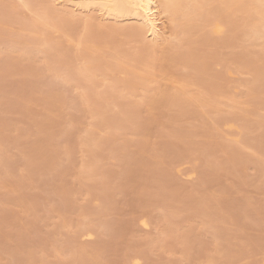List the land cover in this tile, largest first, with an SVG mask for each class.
Returning a JSON list of instances; mask_svg holds the SVG:
<instances>
[{
	"label": "rangeland",
	"instance_id": "374dc122",
	"mask_svg": "<svg viewBox=\"0 0 264 264\" xmlns=\"http://www.w3.org/2000/svg\"><path fill=\"white\" fill-rule=\"evenodd\" d=\"M47 2L0 0V264H264L263 39H199L189 58L171 37L156 50L180 48L166 65L181 80L87 11L66 34Z\"/></svg>",
	"mask_w": 264,
	"mask_h": 264
},
{
	"label": "bare ground",
	"instance_id": "6f19581e",
	"mask_svg": "<svg viewBox=\"0 0 264 264\" xmlns=\"http://www.w3.org/2000/svg\"><path fill=\"white\" fill-rule=\"evenodd\" d=\"M29 1V0H28ZM41 3H43V1L45 0H38ZM49 1L51 4V8L49 11H44V13L42 12V14L45 17L50 18L51 14L54 15L55 17V21L56 23L60 26L61 29H63V31L69 32L68 29V22L70 23L71 21V17L74 16L75 14L77 15L76 12H85L87 11L89 14L86 15L85 13V17L83 18V25L85 27H88L90 24L93 23V29L92 31H99L100 33L103 31L104 35L106 34L107 37H109L110 39L113 38L112 36L116 34V36L118 38H120V35L122 36H127L130 38H134L137 40V42H139V46H137L138 51L135 52V54H131L130 56H128V59H131L133 61H135L136 63L141 62L142 61V65H146V68H152L153 67V61L158 62L159 67H161V73L163 75V73L166 72L168 66H172V61L174 60H170V58L175 55L176 53L178 54V50L179 49L177 47L174 46H168V48H166V50H162L160 53H164L162 54V56H159V51L156 50L157 48L161 47V46H165V45H171L169 42H171L170 40L173 39L171 37L176 38V36L180 35L181 36L187 35L186 41L180 40L179 39V43L182 44L184 47V49L188 50L189 54V58L192 56L190 55V53L192 54V52H194L195 50L193 49L196 48V46L192 44L193 42H195L196 40L198 41L199 39L204 40V42L206 41H211L212 42H216L217 38L223 36V35H229L232 36V38L234 37V34H239V33H243L245 36H248L250 39H255L258 37H261L264 41V0H54V2H56V4H54L51 0H46ZM49 2H47L49 4ZM27 3V2H25ZM45 6V5H44ZM29 8V7H28ZM38 8V7H37ZM43 10V9H41ZM90 11H95L100 13L101 18L99 17L100 21H105L106 19H109L110 24H100V22L96 23V25H94V20L92 22V15L90 14ZM237 14H241L240 15V20L237 21ZM42 16V15H41ZM45 17H42V19ZM79 18V17H78ZM43 19V20H44ZM70 19V21H69ZM73 19V18H72ZM91 19V20H90ZM167 19V20H166ZM40 20V19H39ZM168 21V23L165 22ZM90 21V22H89ZM127 21V22H126ZM29 22V20H28ZM46 22V19H45ZM77 22V21H76ZM117 22H119L118 24H122L120 25V27L116 26L118 25ZM122 22H125L124 24ZM30 23V22H29ZM27 23V24H29ZM90 23V24H89ZM34 24H36L34 22ZM26 26V25H25ZM101 26L104 27V29H101ZM32 27V26H31ZM84 27V28H85ZM90 27V26H89ZM92 27V26H91ZM34 28V27H33ZM59 29V28H58ZM118 29V30H117ZM73 30V29H72ZM71 30V31H72ZM87 32V29H84ZM90 30V29H89ZM88 30V32H90ZM168 33V34H167ZM67 34V33H66ZM69 34V33H68ZM71 34V33H70ZM200 34H202L203 36H199ZM237 34V35H238ZM242 34V35H243ZM102 35V36H104ZM198 35V36H197ZM71 36V35H70ZM82 36V34H79V37ZM91 36V34H90ZM101 36V35H99ZM105 36V37H106ZM258 36V37H257ZM74 37V36H73ZM78 37V39H79ZM201 37V38H200ZM244 37V36H243ZM82 38V37H80ZM90 38V37H89ZM95 38V37H94ZM98 38V37H96ZM124 38L125 37H121ZM120 38V39H121ZM171 38V39H170ZM181 38V37H180ZM127 39V38H126ZM129 39V38H128ZM127 39V40H128ZM170 39V40H169ZM177 39V38H176ZM259 39V38H258ZM81 40V39H80ZM86 40V39H85ZM92 46L91 48L95 47L97 48H101L100 45L102 46V44H104V41L106 40H102L101 42H103L102 44H96V39L92 38ZM95 40V41H94ZM119 40V39H118ZM169 40V41H168ZM257 40V39H256ZM255 40V41H256ZM107 41V40H106ZM120 41V40H119ZM135 41V40H134ZM176 41V40H174ZM183 41V42H182ZM200 41V40H199ZM122 42V41H121ZM119 42V43H121ZM166 42H168L166 44ZM89 43V42H87ZM106 43V42H105ZM111 43V42H110ZM118 43V44H119ZM126 43V41H125ZM174 43V42H172ZM178 43V42H177ZM199 42H196L195 44H198ZM118 44H116L118 46ZM176 44V43H175ZM178 44V45H180ZM200 44V43H199ZM123 45V44H121ZM119 44V46H121ZM137 45V44H136ZM177 45V44H176ZM234 45V44H233ZM89 46V45H88ZM104 46V45H103ZM113 46V45H112ZM181 46V45H180ZM199 46V45H198ZM204 46V44H203ZM217 46V45H216ZM228 46V45H227ZM262 46V50L263 53L262 55H258L257 56V60H259V66L260 68H256L257 70L253 71V76L255 77V79H257L260 77L264 78V44L260 45ZM207 47V46H206ZM94 48V49H95ZM120 48V47H119ZM136 48V47H135ZM183 48V47H182ZM215 48V46H214ZM87 49V48H86ZM93 49V50H94ZM117 49V48H116ZM125 49V48H124ZM183 49V50H184ZM203 49V48H201ZM208 49V47H207ZM98 50V49H97ZM103 50V49H101ZM186 50V51H187ZM199 49H197L198 51ZM205 50V49H204ZM55 51V50H54ZM89 51V50H88ZM100 51V50H99ZM116 51V50H115ZM119 50H117L118 52ZM155 51H158V54L155 53ZM165 51V52H164ZM182 51V50H181ZM200 51V50H199ZM207 51V50H206ZM210 51V50H209ZM86 52V51H84ZM91 54L93 55V51H90ZM133 52V51H132ZM183 52V51H182ZM185 52V51H184ZM183 52V53H184ZM211 52V51H210ZM80 53V52H79ZM83 53V52H82ZM96 53V50H95ZM101 53V52H100ZM116 53V52H115ZM125 53V52H124ZM131 53V52H130ZM129 53V54H130ZM158 55V57L155 56V54ZM202 53V52H201ZM87 54V53H86ZM89 54V55H91ZM185 54V53H184ZM186 54V55H187ZM80 55V54H79ZM95 56L97 54H94ZM119 55V54H118ZM122 55V54H121ZM125 56H127V54H124ZM199 55V54H198ZM209 55V54H207ZM255 56V55H254ZM102 57V56H101ZM105 58V56H103ZM102 57V58H103ZM109 57V56H108ZM185 58L187 56H184ZM201 57V56H200ZM196 60L194 59L191 61V63L195 64V62L197 61V65L202 64V60L205 58ZM99 58H100V54H99ZM99 58H96V60ZM107 58V57H106ZM119 58V57H118ZM187 58V59H189ZM88 62L91 63V65H84L85 70H88L90 67L92 66L93 68H95L94 64V60L95 58L88 56ZM154 59V60H153ZM176 59V58H175ZM207 59V58H206ZM250 60V59H249ZM97 61V63H99ZM125 61V60H124ZM128 61V60H127ZM155 61V63H156ZM168 61H171L169 63H171V65H166L168 64ZM177 61V60H176ZM206 61V60H205ZM251 61V60H250ZM256 61V59H255ZM102 61H100L101 63ZM113 62V61H112ZM83 63V62H82ZM97 64L98 65H100ZM106 64L108 63V61L105 62ZM204 63V62H203ZM251 63V62H250ZM249 65L253 66V63H251ZM84 64V63H83ZM105 64V65H106ZM175 64V63H174ZM173 64V65H174ZM192 64V65H193ZM82 65V64H81ZM80 65V66H81ZM104 65V64H103ZM167 67H166V66ZM199 65L197 66L196 70L197 72H199L198 74L201 75V70L205 67L201 66L199 67ZM207 65V64H205ZM248 65V64H247ZM102 66V63L100 65V67ZM150 66V67H147ZM238 66V65H237ZM255 66V65H254ZM258 66V65H257ZM255 66V67H257ZM99 67V68H100ZM109 66H107L108 68ZM127 67V66H126ZM131 67V66H129ZM156 67V64H154V67ZM158 67V66H157ZM156 67V69H157ZM193 67V66H192ZM105 68V67H104ZM106 68V69H107ZM111 68V67H109ZM108 68V69H109ZM190 68V67H189ZM243 69V67H241ZM247 68V67H246ZM124 69V68H123ZM169 69V68H168ZM238 69V68H237ZM241 69V70H242ZM83 69H81V72ZM129 70V69H128ZM146 70V69H145ZM240 70V71H241ZM249 70V69H248ZM78 71V70H77ZM130 71V70H129ZM157 71V70H155ZM160 71V70H158ZM157 71V72H158ZM228 70V74H229ZM80 72V73H81ZM100 72V71H98ZM173 72V73H171ZM170 73L173 74L174 76H172L170 73H168L167 70V75H170L172 77H179V75L175 74L174 71H171ZM211 72V71H210ZM251 72V71H250ZM129 73V72H128ZM207 73V72H206ZM205 73V74H206ZM86 74V73H85ZM100 74V73H99ZM126 74V73H125ZM133 74V73H131ZM203 74V72H202ZM236 74V73H235ZM177 75V76H176ZM88 76V74L86 75ZM203 76V75H202ZM143 77V76H142ZM147 76H145L146 79ZM183 77V76H182ZM199 77V76H198ZM115 78V77H114ZM181 79V76L179 77ZM191 78V76H190ZM142 80V78H139ZM157 79V78H156ZM183 80H185V78H182ZM181 79V80H182ZM188 79V77H187ZM194 79V77H193ZM201 79V78H200ZM213 79V78H212ZM250 79V78H249ZM144 80V79H143ZM148 80V78L146 79ZM150 80V79H149ZM196 80V78H195ZM214 80V79H213ZM248 80V79H247ZM253 80V78H252ZM113 81V80H112ZM121 81V80H120ZM119 85H125L122 84V81ZM127 81V79H126ZM179 81V80H178ZM189 81V79H188ZM203 81V80H202ZM201 81V82H202ZM117 82V83H118ZM128 82V81H127ZM194 83V81H191ZM250 82V81H248ZM247 82V84H248ZM251 82H256L255 81H251ZM115 83V81L113 82ZM113 83L111 84V87L114 86ZM117 83H115L116 85H118ZM198 83V81H197ZM203 83V82H202ZM260 83V82H259ZM263 83V82H262ZM196 84V83H195ZM257 84V83H256ZM116 85L114 87H116ZM201 85V84H200ZM207 86V85H206ZM253 86V85H252ZM119 89L121 88L120 86H117ZM117 87L115 88V90L117 89ZM124 89V87H123ZM157 89V88H156ZM168 88L165 86H163V88H160L157 93V96H166L167 94H171L173 96V98H178L177 96L175 97L174 94L169 93L167 90ZM203 89V88H202ZM210 89V88H209ZM112 90V89H111ZM121 90V89H120ZM252 90V89H251ZM113 91V90H112ZM117 91V90H116ZM210 91V90H209ZM106 93V92H105ZM109 93V92H108ZM131 93V92H130ZM209 93V92H208ZM250 93V92H249ZM107 94V93H106ZM191 94V93H190ZM243 94V93H242ZM194 94L189 95L190 97ZM108 96V95H107ZM187 98H190V97ZM199 95H197L198 97ZM248 96V95H247ZM252 95H249V97H251ZM101 97V96H100ZM105 97V96H104ZM156 97V96H155ZM193 97H191L190 99H192ZM196 97V96H195ZM165 97H163L164 100ZM168 98V97H167ZM170 98V97H169ZM172 98V101L173 100ZM184 98V97H183ZM182 97H180V99H183ZM186 98V99H187ZM94 99V98H93ZM147 99V97H146ZM162 99V98H161ZM161 99H158L161 101ZM179 99V98H178ZM188 100V99H187ZM199 100V99H198ZM201 100V99H200ZM234 100V99H233ZM165 101V100H164ZM163 101V102H164ZM180 101V100H179ZM177 100V104H175V102H173L172 104H174L176 107L175 109L178 107L180 108L178 105H184L183 104V100L182 103L181 101L179 102ZM193 101V100H192ZM191 101V102H192ZM236 101V100H235ZM154 102V99L153 101ZM151 102V103H152ZM167 102V101H165ZM188 102H190L188 100ZM188 102H186L188 104ZM194 102H198L197 100H194ZM132 103V102H131ZM147 103L150 104V102L147 101ZM157 103H159V101H156L154 104L157 107ZM200 103V101H199ZM236 103V102H235ZM137 104V103H136ZM147 104V105H149ZM160 104V103H159ZM162 104V103H161ZM169 104V103H168ZM146 105V106H147ZM202 106V104H200ZM153 106V105H150ZM150 106H148L150 108ZM181 106V107H184ZM49 108V106H48ZM155 108V106H154ZM241 108V106L239 107ZM128 108H126L127 110ZM151 109V108H150ZM149 109V110H150ZM181 109V108H180ZM179 110V109H178ZM131 112V111H130ZM141 112V111H140ZM127 115V114H126ZM113 116V114H112ZM124 116V115H123ZM130 117V116H129ZM106 122V121H105ZM261 122V120H260ZM108 123L110 124V122L108 121ZM101 124V123H100ZM231 127H235L239 130V132L241 131V129L237 126H232V124H229ZM104 126V125H103ZM204 126V125H203ZM112 127V126H111ZM92 129V128H91ZM96 129V128H95ZM94 129V130H95ZM93 130V131H94ZM204 131V130H203ZM245 131V130H244ZM92 132V131H91ZM246 132V131H245ZM91 135V134H90ZM242 136V134H241ZM94 137V136H93ZM92 137V139H93ZM229 138V137H228ZM230 139V138H229ZM239 138H236V140H238ZM101 140V139H100ZM234 140V137L233 139ZM209 141V140H208ZM214 141V140H213ZM215 142V141H214ZM95 143V142H94ZM98 143V142H97ZM210 143V142H209ZM93 144V143H92ZM214 144V143H213ZM217 144V143H216ZM55 145V144H54ZM226 145V144H225ZM228 150L229 147H231V144H228ZM236 145V144H235ZM146 147V146H145ZM45 148V147H44ZM51 148V147H50ZM223 148V147H222ZM226 148V147H224ZM223 148V149H224ZM218 149V148H217ZM221 149V148H220ZM222 149V150H223ZM226 149V150H227ZM50 150V149H49ZM43 151V150H42ZM48 151V150H47ZM220 151V150H219ZM238 151V150H237ZM51 153V151L49 152ZM44 154V153H43ZM48 154V153H47ZM213 154V153H212ZM233 154V153H232ZM45 155V154H44ZM141 155V154H140ZM225 155V154H224ZM244 155V154H243ZM54 156V155H53ZM238 156V155H237ZM234 157V156H233ZM244 157V156H243ZM45 158V157H44ZM215 158V157H214ZM220 158V157H219ZM235 158V157H234ZM43 159V158H42ZM48 159V158H47ZM228 159V158H227ZM239 159V158H238ZM244 159V158H243ZM248 159V158H247ZM46 160V159H45ZM209 160V159H208ZM235 160V159H234ZM241 160V159H240ZM246 160V159H245ZM216 161V160H215ZM228 161V160H227ZM250 161V160H249ZM45 162V161H44ZM211 162V161H210ZM29 163V162H28ZM88 163V162H87ZM263 164V163H262ZM210 165V163H209ZM217 165V164H216ZM215 165V167H216ZM247 165V164H246ZM245 166V165H244ZM45 167V166H43ZM210 167V166H209ZM208 167V168H209ZM93 170V169H92ZM212 170V169H211ZM28 171V170H27ZM25 175V174H24ZM22 180V179H20ZM24 182V181H23ZM25 184V183H24ZM3 185V184H2ZM6 186V185H4ZM24 186V185H23ZM14 189V188H13ZM7 190V189H6ZM178 193V192H177ZM179 194V193H178ZM69 195V194H68ZM180 195V194H179ZM178 197V196H177ZM20 199V198H19ZM197 199V198H196ZM194 200V199H193ZM252 200V199H250ZM99 202V201H98ZM66 204V203H65ZM68 204V203H67ZM253 205V204H252ZM25 208V207H24ZM246 208V207H245ZM28 209V208H27ZM254 209V208H253ZM202 212V211H201ZM255 212V211H254ZM63 221V219H62ZM66 222V221H65ZM68 224V222H67ZM1 228V227H0ZM3 230V229H2ZM86 230V229H85ZM72 232V231H71ZM84 233V232H83ZM88 233V232H87ZM73 236V235H72ZM181 238L184 237L181 235ZM73 239V238H72ZM68 241V240H66ZM182 241H180L181 243ZM184 242V241H183ZM67 243V242H66ZM80 243V242H79ZM72 245V244H71ZM84 245V244H83ZM182 247H183V243H182ZM74 249V248H73ZM31 251V250H30ZM57 252V251H56ZM31 254V253H30ZM93 254V253H92ZM182 254V253H181ZM184 254V253H183ZM70 255V254H69ZM84 255V254H83ZM25 257V256H24ZM32 258V257H31ZM37 264V263H36Z\"/></svg>",
	"mask_w": 264,
	"mask_h": 264
}]
</instances>
